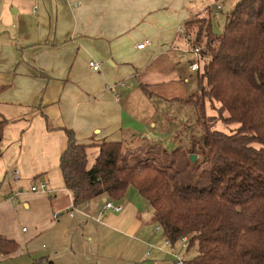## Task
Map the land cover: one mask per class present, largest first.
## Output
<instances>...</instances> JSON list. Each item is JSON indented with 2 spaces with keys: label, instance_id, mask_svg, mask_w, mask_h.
<instances>
[{
  "label": "crops",
  "instance_id": "obj_1",
  "mask_svg": "<svg viewBox=\"0 0 264 264\" xmlns=\"http://www.w3.org/2000/svg\"><path fill=\"white\" fill-rule=\"evenodd\" d=\"M207 10L194 0H0V237L15 246L0 250V264H163L172 251L196 255L179 241L164 244L133 187L74 206L59 160L67 130L90 145L88 166L102 142L126 135L150 145L158 122L134 100L176 79L177 52L194 61L181 25ZM39 183L44 189L31 191ZM108 200L121 209L104 208Z\"/></svg>",
  "mask_w": 264,
  "mask_h": 264
},
{
  "label": "trees",
  "instance_id": "obj_2",
  "mask_svg": "<svg viewBox=\"0 0 264 264\" xmlns=\"http://www.w3.org/2000/svg\"><path fill=\"white\" fill-rule=\"evenodd\" d=\"M211 13L182 22L190 38L191 29L198 30L192 41L206 63L196 90L179 101L192 105L203 128L191 152L202 156L208 187L172 181L163 169L141 165L138 155L123 152L121 141L97 144L88 166L90 145L79 144L70 130L59 165L74 206L103 194L120 199L135 188L171 245L187 236L186 250L195 247L184 264H264V0H238L221 33L212 31ZM206 101L218 104L216 115L206 113ZM220 122L237 126L224 132L215 127ZM14 247L0 237L2 253Z\"/></svg>",
  "mask_w": 264,
  "mask_h": 264
},
{
  "label": "rangeland",
  "instance_id": "obj_3",
  "mask_svg": "<svg viewBox=\"0 0 264 264\" xmlns=\"http://www.w3.org/2000/svg\"><path fill=\"white\" fill-rule=\"evenodd\" d=\"M194 1L201 3L203 8L208 6V9L212 11V15L210 14L212 31L221 33L225 19L232 10L231 0ZM219 3L222 9L217 10L215 7ZM191 32L193 34L192 37H196L198 30L193 28ZM199 39L203 45L206 43L207 38L204 30L200 34ZM193 45H195L194 42ZM177 56L181 60V66H178L177 70L174 69L176 79L171 81L160 80L166 82L145 87L148 88L146 93L144 92L146 99L144 101L134 100L135 107L139 112L144 111L146 113L149 111L152 122H158V125H156L158 127H151L155 129L156 133L150 135V145L146 139L143 140L139 137L132 139L125 135L123 152L126 155H138L137 157L143 161L141 165L149 163L163 169L172 181L176 180L196 185L200 188H207L209 179L205 170L206 167L202 163V156L199 151L191 152L192 140L199 139L203 134V128L196 119L192 105H184L179 102L181 99H174L175 97L186 98L196 90L197 80L199 79V74L203 72L206 59L204 58L200 62V70L187 73L186 69L189 65L187 58L191 57V52H177ZM169 76L170 74H167L165 77ZM217 107V103L211 105L206 101V113L208 115H216ZM236 126V124L225 125L220 122L215 127L224 132H233ZM255 146L257 147L258 145ZM192 156L195 158L192 159ZM91 160L90 163L92 162ZM130 162L135 163L134 160Z\"/></svg>",
  "mask_w": 264,
  "mask_h": 264
},
{
  "label": "built area",
  "instance_id": "obj_4",
  "mask_svg": "<svg viewBox=\"0 0 264 264\" xmlns=\"http://www.w3.org/2000/svg\"><path fill=\"white\" fill-rule=\"evenodd\" d=\"M216 9L217 10L221 9V4L220 3L216 5ZM180 32L184 34L185 31H184L183 28H181ZM144 45H145L144 42L140 43V44L137 45V48H143ZM192 53L194 54L195 57H194V61L190 62L189 68H190L191 71H198V70H200L201 53H200V49H199V47L197 45H193ZM89 66L93 70H98V68H99V64L97 62H94V61H90L89 62ZM30 189H31V191L42 190V189H44V184L43 183H39V184L32 185L30 187ZM15 194H18V192L16 191ZM104 208H111V209H113L115 211H119L121 209V206L114 204L112 201H106L105 204H104ZM66 213H68V215H70V216L73 215V212L71 210H67ZM53 216L54 217H58L59 213L54 212ZM156 228L157 229H162L161 225H159V224H157ZM179 242H180V245L182 247H185L187 245V242H188V237L187 236L181 237ZM164 244L168 245V246L171 245L170 241L168 239H166L164 241ZM171 254H172L173 258L168 259L163 264H184V258L181 255H179L178 252L172 251Z\"/></svg>",
  "mask_w": 264,
  "mask_h": 264
},
{
  "label": "water",
  "instance_id": "obj_5",
  "mask_svg": "<svg viewBox=\"0 0 264 264\" xmlns=\"http://www.w3.org/2000/svg\"><path fill=\"white\" fill-rule=\"evenodd\" d=\"M195 157L194 156H192V159H194Z\"/></svg>",
  "mask_w": 264,
  "mask_h": 264
},
{
  "label": "bare ground",
  "instance_id": "obj_6",
  "mask_svg": "<svg viewBox=\"0 0 264 264\" xmlns=\"http://www.w3.org/2000/svg\"><path fill=\"white\" fill-rule=\"evenodd\" d=\"M109 201V200H108ZM111 201V200H110Z\"/></svg>",
  "mask_w": 264,
  "mask_h": 264
}]
</instances>
